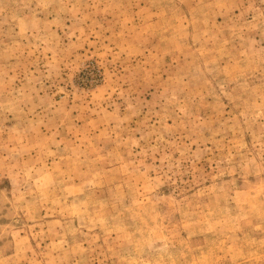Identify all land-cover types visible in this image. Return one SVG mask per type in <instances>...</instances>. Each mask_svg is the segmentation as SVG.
Segmentation results:
<instances>
[{"label":"rangeland","instance_id":"374dc122","mask_svg":"<svg viewBox=\"0 0 264 264\" xmlns=\"http://www.w3.org/2000/svg\"><path fill=\"white\" fill-rule=\"evenodd\" d=\"M0 264H264V0H0Z\"/></svg>","mask_w":264,"mask_h":264}]
</instances>
